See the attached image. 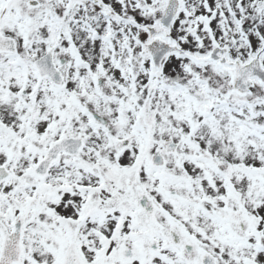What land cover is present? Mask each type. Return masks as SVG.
Wrapping results in <instances>:
<instances>
[{
    "label": "snow or ice",
    "instance_id": "1",
    "mask_svg": "<svg viewBox=\"0 0 264 264\" xmlns=\"http://www.w3.org/2000/svg\"><path fill=\"white\" fill-rule=\"evenodd\" d=\"M0 264H264V0H0Z\"/></svg>",
    "mask_w": 264,
    "mask_h": 264
}]
</instances>
